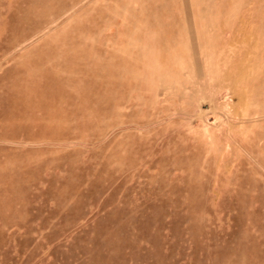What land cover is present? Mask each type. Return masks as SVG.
<instances>
[{"label":"rangeland","instance_id":"obj_1","mask_svg":"<svg viewBox=\"0 0 264 264\" xmlns=\"http://www.w3.org/2000/svg\"><path fill=\"white\" fill-rule=\"evenodd\" d=\"M0 264H264V0H0Z\"/></svg>","mask_w":264,"mask_h":264}]
</instances>
